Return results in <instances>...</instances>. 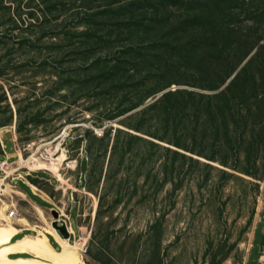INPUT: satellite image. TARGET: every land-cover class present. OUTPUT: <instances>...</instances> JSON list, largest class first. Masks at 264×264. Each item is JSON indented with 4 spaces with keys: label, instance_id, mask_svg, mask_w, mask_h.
Wrapping results in <instances>:
<instances>
[{
    "label": "rangeland",
    "instance_id": "rangeland-1",
    "mask_svg": "<svg viewBox=\"0 0 264 264\" xmlns=\"http://www.w3.org/2000/svg\"><path fill=\"white\" fill-rule=\"evenodd\" d=\"M118 1L0 0V159L6 158L3 140L11 144L12 162L18 146H40L71 130L70 157L78 159V169L61 173L63 150L37 164L55 176L33 174L58 178L49 189L54 204L42 209L49 220L51 208L66 209L77 232L79 224L85 235L75 244L83 264H247L264 205V119L253 109L246 132L227 136L219 124L216 136L205 113L202 134L189 139L196 148L188 149L174 144L171 132L153 129L165 136L159 138L148 123L135 128L143 105L116 113L128 106L129 94L123 98L85 68L126 43L128 29L111 26L127 19L109 11L127 3ZM247 7L249 14L237 8L235 23L255 31L252 40L261 37L262 44L264 0H248ZM170 10L175 17L188 12L178 5ZM179 66L181 83L157 95L179 88L213 94L231 80L210 90L199 85L191 65ZM83 147L88 159L80 156ZM15 198L22 216L46 225L18 192Z\"/></svg>",
    "mask_w": 264,
    "mask_h": 264
},
{
    "label": "trees",
    "instance_id": "trees-1",
    "mask_svg": "<svg viewBox=\"0 0 264 264\" xmlns=\"http://www.w3.org/2000/svg\"><path fill=\"white\" fill-rule=\"evenodd\" d=\"M125 1L119 8L109 10L127 17L111 24L118 31L123 27L128 29L124 32L129 33L125 45L108 52L109 58L104 56L90 63L85 71L111 82V88L123 91V98L129 94L128 106L116 113L143 105L135 114L138 124L129 125L143 130L148 123L147 131L154 136L165 137L152 132L153 129H161L165 134L171 132L174 144L194 149L196 146L190 145L189 139L202 134L201 119L205 113L212 117L211 130L216 136L221 132L219 124L227 136L239 128L246 132L253 109H257L263 122L264 41L260 44L261 37L253 41L255 31L243 30L235 23L237 8L241 13H250L249 7L245 9L248 0ZM172 5L183 6L188 12L175 17L170 10ZM145 13H150V17ZM175 56L193 67L201 87L219 90L234 77L217 93L179 88L156 98L155 95L173 83H181L176 80L181 66ZM151 96L154 101L145 104Z\"/></svg>",
    "mask_w": 264,
    "mask_h": 264
},
{
    "label": "built area",
    "instance_id": "built-area-1",
    "mask_svg": "<svg viewBox=\"0 0 264 264\" xmlns=\"http://www.w3.org/2000/svg\"><path fill=\"white\" fill-rule=\"evenodd\" d=\"M71 139V130L69 128H64L53 140L45 142L40 146L32 144H28L23 148L18 146V154H16L15 161L11 162L9 154L5 151L6 158L0 159V225L14 224L18 218L22 216V213L18 208V201L15 198L18 188L16 181L25 180L28 176H31L33 173H37L39 171L52 173L48 169H37L38 162L50 163L57 159L64 150L66 153V159L62 163L60 170L61 173L63 169L71 171H76L78 169V159L71 160L70 157L71 152H73L69 146ZM82 151H84V147L81 148V152ZM80 156L88 159L84 156L83 152ZM73 163L75 164L73 165ZM11 169L12 172L9 174ZM52 175L54 174L52 173ZM64 176L66 177V174ZM81 176L82 173L80 174V177ZM56 179L57 182L60 183L57 177ZM67 179L71 180L69 177H67ZM55 210L59 213V217L57 219L59 224L66 226L70 236L75 234L71 224L70 214H67L66 209L58 208ZM54 220H56L54 217L50 219L51 224H53ZM78 231L79 235L76 240H80L85 235L81 227H78ZM259 264H264V256L259 258Z\"/></svg>",
    "mask_w": 264,
    "mask_h": 264
},
{
    "label": "bare ground",
    "instance_id": "bare-ground-1",
    "mask_svg": "<svg viewBox=\"0 0 264 264\" xmlns=\"http://www.w3.org/2000/svg\"><path fill=\"white\" fill-rule=\"evenodd\" d=\"M3 147L8 154L12 152L11 144L7 140H3ZM23 185L28 188L27 183ZM17 192L21 196H26L21 190ZM35 209L46 223V225L42 227V230L37 229L38 234L27 235L24 238L12 241L13 237L19 233V227L15 223L0 225V264H83L81 249L75 242L70 243L67 238H63L59 235L50 220L45 217V212L42 207L36 206ZM17 221L19 224L35 228L29 219L24 216H20ZM49 234L55 236L59 241L61 249L58 250L54 247L51 243ZM21 253H30L31 255L12 256V254Z\"/></svg>",
    "mask_w": 264,
    "mask_h": 264
},
{
    "label": "crops",
    "instance_id": "crops-1",
    "mask_svg": "<svg viewBox=\"0 0 264 264\" xmlns=\"http://www.w3.org/2000/svg\"><path fill=\"white\" fill-rule=\"evenodd\" d=\"M44 175L47 176V179L37 177V176H34V174H32L31 176H28L25 180L16 181V184H17V182H21L22 184L24 182L27 183L29 193L27 191H25L24 189L20 188L18 186V184H17V187H18V189H20L21 191H23L26 194V196H22V197H24L27 201L28 200L31 201V202L28 201V203L35 206L34 208H36V206H40L43 209H45V208H49L48 207L49 205L54 204V201L51 198V194L49 192V189L51 187L53 188V186L56 183V179H53L52 177H50L51 174H44ZM83 179H84V174H82L81 177L79 175V185L82 183ZM33 197L38 198L45 205L43 206V205L39 204L38 201L35 200ZM54 210L55 209L51 208L52 212ZM26 218L29 219V221L35 226V228H33L32 226L24 225V224H19V222L16 221L15 224L19 227L20 231L17 235H15L13 237L12 241L19 240L21 238H24L27 235L38 234L37 229L42 228L43 222L41 219H40V221L39 220L36 221V220L29 218V217H26ZM70 219H71V215H70ZM78 227H79V224H78ZM73 230H74L75 234H72L69 238H67L70 243H74L76 241L78 234H79V231L77 232L74 228H73ZM58 233L61 237L66 238L60 232H58ZM49 237H50L51 243L54 245V247L58 250L61 249V244L55 238V236L49 234ZM18 255L30 256L31 254L30 253L12 254V256H18ZM261 256H264V205H263L262 212L260 213V220L257 223V226H256L255 231H254V236L252 239V244H251V249H250V254H249V259H248L247 264H252L253 262H256V264H259V258Z\"/></svg>",
    "mask_w": 264,
    "mask_h": 264
},
{
    "label": "water",
    "instance_id": "water-1",
    "mask_svg": "<svg viewBox=\"0 0 264 264\" xmlns=\"http://www.w3.org/2000/svg\"><path fill=\"white\" fill-rule=\"evenodd\" d=\"M234 77V76H233ZM233 77L231 78V80L233 79ZM230 80V81H231ZM163 93H165V92H163ZM163 93H161V94H159V95H157L156 96V98H158V97H160ZM52 214H53V217L56 219V220H54V222H53V226L64 236V237H66V238H69L70 237V234H69V231L67 230V228H66V226L65 225H63V224H59V222L57 221V219H58V217H59V213L56 211V210H54L53 212H52Z\"/></svg>",
    "mask_w": 264,
    "mask_h": 264
}]
</instances>
